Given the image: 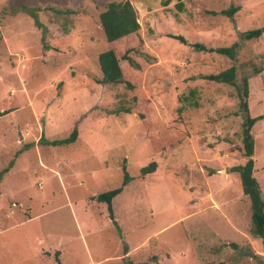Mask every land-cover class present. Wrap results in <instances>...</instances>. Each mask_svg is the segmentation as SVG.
Returning <instances> with one entry per match:
<instances>
[{"label": "rangeland", "instance_id": "obj_1", "mask_svg": "<svg viewBox=\"0 0 264 264\" xmlns=\"http://www.w3.org/2000/svg\"><path fill=\"white\" fill-rule=\"evenodd\" d=\"M122 1L140 30L116 47L141 66L125 71L149 100L150 133L181 138L156 154L136 114H111L125 88L99 83L110 49L99 14ZM231 6L232 17L218 14ZM262 27L264 0H0V172L12 162L0 180V264H264L231 172L246 161L237 90L202 79L263 69L247 102L250 117L264 115V35L240 39ZM196 43L240 48L232 61ZM74 128L73 144L50 143ZM252 134L264 196V119ZM123 164L131 180L112 201L114 225L95 197L121 185Z\"/></svg>", "mask_w": 264, "mask_h": 264}, {"label": "trees", "instance_id": "obj_2", "mask_svg": "<svg viewBox=\"0 0 264 264\" xmlns=\"http://www.w3.org/2000/svg\"><path fill=\"white\" fill-rule=\"evenodd\" d=\"M182 5L177 8L181 9ZM238 7L231 6L227 10H222L218 14L227 17H232L237 11ZM216 14V13H214ZM33 19L36 26L39 27L38 17L34 12L29 14ZM99 23L101 30L110 49L102 52L98 56V65L102 74V78L99 83L102 85L111 86H123L125 88V93L130 95L128 97L122 96L123 101H120L115 109L112 110L111 114L114 115H133L136 114L137 118L142 124L144 131L149 134L151 131L156 129V125L151 121V108L149 100L144 96L138 94V86L136 82L127 75L125 71V66L129 65L135 70H140L141 66L134 60V53L132 49H120L117 48V44H121L126 39L136 36L140 30V24L138 23L137 13L132 4L129 1L122 2H111L107 5L99 14ZM264 35V27L243 32L240 35L242 41H250L253 39H259ZM179 42L186 44V41L181 36L172 37ZM1 39V35H0ZM194 50L205 53H216L225 56L232 61L236 60L237 52L240 48L238 43L234 44L228 48H207L201 44L191 45ZM262 70L255 69L251 74L243 76L239 80L237 79V70L234 66L218 73L210 74L202 77L204 80L211 82L226 84L235 86L237 90V96L239 98V110L240 115L243 117V122L241 124V136H242V151L243 157L246 159L245 163L242 165H236L231 168V172L238 174L242 194L245 196L250 203L251 210V229L250 232L252 236L259 238L262 242L264 249V196L262 194L261 188L258 181L253 175L254 172V138L252 134V128L254 124L264 119V115L252 118L249 115L248 108V80L260 74ZM196 106V104H192ZM78 136V131L76 128L70 133V135L65 139L53 140L50 143L53 146H68L73 144ZM181 140L180 137H173L168 134L154 135L150 133L149 135V146L153 153H159L168 148L173 147ZM12 166V162L9 163L8 167L0 172V180L3 173H7L9 168ZM157 168L156 162L149 163L146 167L141 169V175L145 176L147 174L154 173ZM123 180L119 187L109 190L105 193H101L95 197L99 203H104L107 207L108 216L113 221V208L112 201L118 196L123 188L130 182V177L128 176L126 166L123 164ZM115 222L113 221V224ZM115 225V224H114ZM58 255V253H57ZM156 260V257H152ZM57 262H60L57 259ZM123 264H145V263H134L128 259L123 260Z\"/></svg>", "mask_w": 264, "mask_h": 264}]
</instances>
